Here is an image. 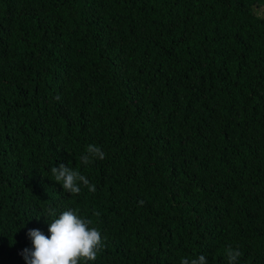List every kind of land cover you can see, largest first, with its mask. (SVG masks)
<instances>
[{
    "label": "trees",
    "instance_id": "16d2710c",
    "mask_svg": "<svg viewBox=\"0 0 264 264\" xmlns=\"http://www.w3.org/2000/svg\"><path fill=\"white\" fill-rule=\"evenodd\" d=\"M69 209L89 264H264V0H0V264Z\"/></svg>",
    "mask_w": 264,
    "mask_h": 264
},
{
    "label": "clouds",
    "instance_id": "9594fccd",
    "mask_svg": "<svg viewBox=\"0 0 264 264\" xmlns=\"http://www.w3.org/2000/svg\"><path fill=\"white\" fill-rule=\"evenodd\" d=\"M105 155L98 145L88 144L85 154L80 159L81 163L89 165L96 159H104ZM50 171L54 180L70 194H79L81 184L86 186L90 192L96 191V186L91 184L85 175L64 163H60L58 167L53 166ZM47 214L56 217V209L49 206ZM36 218L40 219V217ZM90 225L92 221L81 217L77 210H65L58 218L48 223L49 236H45L40 229H28L26 235L31 240V247H25L20 255L26 264H89V262H94L104 247V238L97 227ZM240 256L239 250L231 246L226 249L228 264H238ZM180 264H206V256L201 254L191 261L188 258H182Z\"/></svg>",
    "mask_w": 264,
    "mask_h": 264
}]
</instances>
